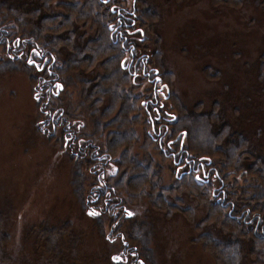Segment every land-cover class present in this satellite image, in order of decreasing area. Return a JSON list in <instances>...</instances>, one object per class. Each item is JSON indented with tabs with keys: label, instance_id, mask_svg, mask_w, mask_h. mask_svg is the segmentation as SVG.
<instances>
[{
	"label": "rangeland",
	"instance_id": "obj_1",
	"mask_svg": "<svg viewBox=\"0 0 264 264\" xmlns=\"http://www.w3.org/2000/svg\"><path fill=\"white\" fill-rule=\"evenodd\" d=\"M69 1L0 0V20L17 31L0 25V264H241L243 243L263 264L264 219L235 206L264 173L257 163L245 172L248 142L224 144L215 113L254 127L264 153V0ZM29 35L42 59L21 50ZM142 46L153 68L133 75ZM53 115L64 119L55 131ZM185 159L203 169L181 178Z\"/></svg>",
	"mask_w": 264,
	"mask_h": 264
},
{
	"label": "trees",
	"instance_id": "obj_2",
	"mask_svg": "<svg viewBox=\"0 0 264 264\" xmlns=\"http://www.w3.org/2000/svg\"><path fill=\"white\" fill-rule=\"evenodd\" d=\"M69 4H71V0L68 2V5ZM8 6V5H7ZM38 7V6H37ZM37 7H35V8H33V9H36ZM101 7H103V6H101ZM21 8L22 7H10V9H14V10H16L17 11V13H18V15H20L21 13H23V11L21 10ZM99 15L101 16L102 15V12L100 11L99 12ZM147 20V19H146ZM32 24V23H31ZM0 25L1 26H3L5 29H6V32L7 33H9V35H14L15 33H17V31L15 32V31H9V26L8 25H6L5 23H3L1 20H0ZM37 31H39L40 29H41V33H42V27H37ZM72 33L73 34H75V35H77V38H76V40L74 41V43H73V46H74V48H79V46L81 47V44L79 43V40H78V37H79V34H78V32L76 31V30H72ZM94 34V31L92 32V34L91 35H93ZM5 35H7L6 33H5ZM91 35H90V37H91ZM44 36H46V35H43V33H42V37H44ZM48 44V43H47ZM144 46H142V49H140L141 51H145L144 50ZM27 52V51H26ZM147 55L149 56V54L147 53ZM19 56H17V58H18ZM105 56H101V58H104ZM70 58V55H67V56H65L62 60L65 62V64H67V60ZM21 62V61H20ZM66 75H68V74H66ZM106 77H107V74H106V72H99V73H97L96 74V76H95V79H98V80H101V81H103L104 79H106ZM86 78V77H85ZM44 79H45V84H47V87H51L52 88V85H51V83L49 84L48 82H54L55 81V79H51V78H49L48 76H46V77H44ZM86 81H88V79H85ZM124 81H128V78H127V76H126V74L124 75ZM101 89H103V88H106V86L105 85H102L101 87H100ZM125 93V92H124ZM127 94H128V99H127V101L128 102H132V103H134L136 100H137V98H135V97H131L129 94V92H126ZM50 101V100H49ZM49 101H48V103H49ZM53 101V100H52ZM106 103V108L107 109H112V102H105ZM54 104V102H52V105ZM214 104H216L217 105V107H218V102L217 101H215L214 102ZM218 111H216V113H215V118L217 119V122L218 121H220V120H222L223 121V123L221 124L222 126L220 127V128H223V129H226V132H224V133H221V134H225L226 135V133H229V135H228V138H226L225 140H224V144H226L227 143V140H228V142L230 143V144H235V145H237V142L238 141H240V142H243V143H245V144H247V142H248V144H247V152H248V154L253 158V160L255 161H250L249 162V164L248 163H246V165H247V167L246 168H244V170H245V172H247V171H251L252 169H254L255 170V168H254V165H256V163L257 164H261V172L260 173H264V153H262L261 151H259L257 148H254V147H252V145H251V139H250V137L248 136V134H250V135H253L254 134V127L252 128V130H250V131H245V132H242L241 130H239V129H236L235 128V130L233 129V123H231V122H229L227 119H226V117L224 116V115H222V114H220V113H217ZM201 115H206V116H208V114H206V113H203V112H201L200 113ZM198 124V123H197ZM209 125H210V130H211V132L213 133V134H217V131L220 129V128H218V129H216L215 128V126H214V122H212V123H209ZM238 125V124H237ZM239 126V125H238ZM183 132V131H182ZM252 132V133H251ZM256 133V135H258V131H256L255 132ZM221 134H219V135H221ZM210 136L211 137H213V135L212 134H210ZM216 136V135H215ZM258 136H260V135H258ZM203 143V147H206V146H208L209 144H210V142H208V139L205 137V139H204V141L202 142ZM233 146V148L232 149H236V146ZM193 146V145H192ZM195 147H197V146H195ZM181 152V151H180ZM112 159V158H111ZM118 166V165H117ZM256 170H258V168H256ZM186 174H189L188 172L187 173H185L184 175H186ZM126 175L127 174H125V173H120L119 172V168L117 169V172H116V174H115V177L114 178H116V179H118V180H122V178H124V177H126ZM183 175V176H184ZM182 176V177H183ZM208 176L210 177L211 175H210V172H208V175L206 176V178H208ZM137 177V176H136ZM181 177V178H182ZM113 178V179H114ZM131 179H133V178H135L134 176H133V178L132 177H130ZM104 182H105V180H104ZM104 182L101 184V185H103L104 186ZM202 184L205 186L206 185V183L208 182V179H204V180H202ZM259 182H261V181H259V180H257V183L255 184V183H253L252 184V193L250 194V199H248L249 200V202L248 203H242V204H239V205H236L235 206V208L241 213L240 215L241 216H243L246 212H249V211H260V213H259V218L260 219H264V177L262 178V184H263V186L259 183ZM106 183V187L108 186L107 185V183L108 182H105ZM193 185V184H192ZM114 187H115V185H114ZM118 189V188H117ZM164 189H167V188H164V187H162V190H164ZM201 189V188H200ZM248 189V188H247ZM218 194V190L216 191V194L215 195H217ZM119 199V198H118ZM251 204H252V208H251ZM258 209V210H257ZM105 211H107V208L105 209ZM206 217V216H205ZM207 218V217H206ZM256 218H258V217H255L254 219L252 218V220L251 219H249V220H251L250 222H253V220H257ZM214 220H216V218L214 219ZM202 223H203V221H202ZM248 223V222H247ZM256 223H257V226H258V224H260V222L258 221H256ZM249 224H247V226H248ZM249 227V226H248ZM230 235V234H229ZM231 236V235H230ZM261 236L263 237V240H260L259 242L260 243H262V244H264V234L262 235L261 234ZM233 239H234V242L236 241V245H238V244H242V241L239 239V237L238 236H233L232 237ZM236 239V240H235ZM229 240V239H228ZM257 243H258V241H257ZM229 245H231V244H229V243H227V247H224V248H228V247H230ZM254 245H246V244H242V250H243V253H242V262H241V264H252L249 260H248V258L249 257H251L252 259H255V257H256V252H255V250H254V247H253ZM262 246H264V245H262ZM226 250V249H225ZM264 264V263H263Z\"/></svg>",
	"mask_w": 264,
	"mask_h": 264
},
{
	"label": "flooded vegetation",
	"instance_id": "obj_3",
	"mask_svg": "<svg viewBox=\"0 0 264 264\" xmlns=\"http://www.w3.org/2000/svg\"><path fill=\"white\" fill-rule=\"evenodd\" d=\"M101 3H102V6L105 7L106 5V8L108 6H110L112 8V10H114L115 8L111 5H108L109 2L111 0H100ZM134 1V0H133ZM134 6V5H133ZM119 11V10H118ZM129 14H133L134 13V9H131V10H128L127 11ZM111 26L110 28H115V30H117V36H121L123 34V27H122V24H115V22L112 21L111 23ZM38 35H40L42 37V33H41V29L38 31ZM40 38L38 39V37H34V36H26L25 38H23V44H22V47H21V50H24V51H29L28 55L29 57H32L33 55H35L36 57H39L40 59L43 58L44 55H47V53H45L43 50L45 49V46L43 45V43L41 41ZM141 55H138L131 63H129L127 66L130 68V73H132L133 75H135V73L137 72V69H140L142 70L143 72H145V67H151L150 64H147L146 61H148V55L146 52H143L141 51ZM26 54V53H25ZM19 56V55H17ZM127 66H125L127 68ZM44 68V67H43ZM153 68V67H151ZM134 70V71H133ZM154 73H156V75L154 76V81L153 83H156L158 81L161 80V77L158 76V73H159V69L155 68L154 69ZM58 85V82L56 84V86ZM168 89L169 90V87L166 83H163L161 84L159 87H156L154 90V96L153 98L151 99L152 100V103L154 102H157V98H156V92L157 91H160L161 89ZM163 98H167L169 96V94L167 93H164L163 95ZM52 123H53V130L55 131L57 129L58 126H62L63 124V120L60 115H58L57 117H55L54 115L52 116ZM51 120H46L45 123H48L50 122ZM72 142V146L74 145L75 146V143H76V137L75 135H73V140L71 141ZM193 163H194V160L193 159H185L184 160V166L187 167V170L188 171H192L194 170L195 172H197L199 169H201V164H198V167H194L193 166ZM103 165H100L101 166V170H102V173L105 171L106 169V162L102 163ZM179 167H181L180 165H178ZM181 168H184V167H181ZM183 172H186V170H184ZM208 175V174H207ZM206 175V176H207ZM104 181H101V184L103 183Z\"/></svg>",
	"mask_w": 264,
	"mask_h": 264
},
{
	"label": "snow or ice",
	"instance_id": "obj_4",
	"mask_svg": "<svg viewBox=\"0 0 264 264\" xmlns=\"http://www.w3.org/2000/svg\"><path fill=\"white\" fill-rule=\"evenodd\" d=\"M30 62H31V61H30ZM90 214H93V215H94L95 213H90Z\"/></svg>",
	"mask_w": 264,
	"mask_h": 264
},
{
	"label": "bare ground",
	"instance_id": "obj_5",
	"mask_svg": "<svg viewBox=\"0 0 264 264\" xmlns=\"http://www.w3.org/2000/svg\"><path fill=\"white\" fill-rule=\"evenodd\" d=\"M103 181V180H102ZM98 182H100L101 183V181H98Z\"/></svg>",
	"mask_w": 264,
	"mask_h": 264
}]
</instances>
